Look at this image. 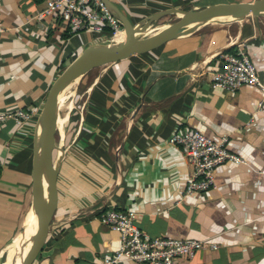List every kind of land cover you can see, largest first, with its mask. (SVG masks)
<instances>
[{"label":"crops","instance_id":"crops-1","mask_svg":"<svg viewBox=\"0 0 264 264\" xmlns=\"http://www.w3.org/2000/svg\"><path fill=\"white\" fill-rule=\"evenodd\" d=\"M111 1L136 21L173 6L252 0ZM45 4L0 0V112L32 107L39 114L59 73L92 43L87 35L62 33L58 22L37 16ZM235 25L234 37L223 26L208 25L146 53L96 66L99 73L81 95L58 172L50 230L33 264H101L119 236L94 216L98 206L133 210L137 225L151 237L218 246L175 264H264V114L256 111L264 95L253 86L234 91L210 86L221 66L219 55L238 48L262 75L264 17L258 24L245 18ZM34 126L12 119L0 125V264L31 207ZM183 127L226 138L228 150L246 163L216 167L214 187L187 195L191 167L167 143Z\"/></svg>","mask_w":264,"mask_h":264},{"label":"built area","instance_id":"built-area-1","mask_svg":"<svg viewBox=\"0 0 264 264\" xmlns=\"http://www.w3.org/2000/svg\"><path fill=\"white\" fill-rule=\"evenodd\" d=\"M45 2V7L37 16L58 22L62 33L87 35L92 42L114 38L118 33H123L120 22L102 0ZM219 56L221 66L211 76V88L234 91L247 85L259 89L264 95V69L260 76L257 66L244 50L238 48L235 52H222ZM256 111L264 114L262 101L258 102ZM37 114L32 107L19 108L14 112H0V125L12 119L19 126L26 127L35 123ZM167 143L179 148L191 167L185 188L187 195L214 187L213 171L216 167L229 163H246L240 156L228 150L226 138L214 140L197 129L177 128L167 137ZM94 216L119 236L117 247L102 256L101 264H118L122 260L137 264H175L178 260H192L202 249L215 250L218 247L213 242L192 238L151 237L137 225L136 214L131 209L98 206Z\"/></svg>","mask_w":264,"mask_h":264},{"label":"water","instance_id":"water-1","mask_svg":"<svg viewBox=\"0 0 264 264\" xmlns=\"http://www.w3.org/2000/svg\"><path fill=\"white\" fill-rule=\"evenodd\" d=\"M102 2L120 22L123 34L120 38L102 39L86 45L62 69L47 92L33 133L31 217L9 244L21 254L27 247L20 264L35 262L45 244L56 211L57 177L64 154L55 164L58 153L54 155L51 137L60 99L67 89L79 84L86 73L96 66L154 50L174 38L197 32L207 23L229 24L252 18L258 24L260 17H264V0L206 4L189 9L173 6L136 21H132L111 0ZM168 16L172 18L171 21L161 22ZM151 32H155L154 36L142 40Z\"/></svg>","mask_w":264,"mask_h":264},{"label":"bare ground","instance_id":"bare-ground-1","mask_svg":"<svg viewBox=\"0 0 264 264\" xmlns=\"http://www.w3.org/2000/svg\"><path fill=\"white\" fill-rule=\"evenodd\" d=\"M263 18V17H261ZM206 25H226V24H221V23H216V22H210L207 23ZM205 25V26H206ZM219 29V28H218ZM122 32L118 33L114 38H120L122 36ZM155 32L148 33L146 36L143 37L142 40H147L154 36ZM101 77V76H100ZM95 80V78H94ZM94 80L92 82H94ZM92 82L86 87V89H89L92 85ZM75 89L74 87H69L67 91L62 95L59 103V109H58V115L56 118V122L54 125V129L52 132V137H51V144L53 146V151L55 150L58 153V156L55 158V164L58 163L59 157L64 154L65 149L63 148V133L65 132L66 127L68 126L69 123V116L70 112L72 111L73 108V97H74ZM59 131L61 138L57 141L55 139V134ZM59 135V136H60ZM31 208L28 210V212L23 216L22 218V226L29 221L31 217ZM27 247H25L22 251V254L18 251H16L14 246H9V248L6 250L5 253V259L1 264H20V260L23 254L26 253Z\"/></svg>","mask_w":264,"mask_h":264},{"label":"rangeland","instance_id":"rangeland-1","mask_svg":"<svg viewBox=\"0 0 264 264\" xmlns=\"http://www.w3.org/2000/svg\"><path fill=\"white\" fill-rule=\"evenodd\" d=\"M252 19V18H250ZM172 18L170 16L165 17L161 20V22H166V21H171ZM253 20V19H252ZM239 22H233L232 25H222L224 28H227V31H229V36L230 37H234L235 35V31H236V25ZM208 26V25H206ZM213 26V25H211ZM219 26V25H216ZM226 26V27H225ZM227 26H231V27H227ZM75 55V54H74ZM100 69H97L96 67L93 68L92 70H90L88 73H86V75L82 78V80L80 81L79 84H77L74 89H75V93H74V97H73V108L72 111L70 112V116H69V123L68 126L65 129V132L62 134L63 135V148L66 149V146L68 145L71 137H72V129L76 124V113H77V109H79V105L81 104V100L82 97L81 95L84 93L86 87L92 82L93 78L99 73ZM59 133V131L55 134V139L58 141L61 138V135ZM54 155H56V151L54 150ZM4 259H5V255H4ZM3 259V260H4Z\"/></svg>","mask_w":264,"mask_h":264}]
</instances>
